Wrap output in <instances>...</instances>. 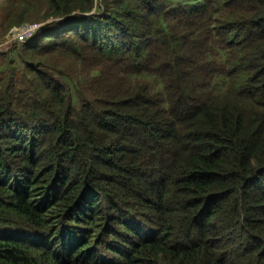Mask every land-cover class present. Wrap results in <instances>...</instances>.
Listing matches in <instances>:
<instances>
[{
  "label": "trees",
  "instance_id": "16d2710c",
  "mask_svg": "<svg viewBox=\"0 0 264 264\" xmlns=\"http://www.w3.org/2000/svg\"><path fill=\"white\" fill-rule=\"evenodd\" d=\"M38 1L0 54V264H264V0Z\"/></svg>",
  "mask_w": 264,
  "mask_h": 264
},
{
  "label": "rangeland",
  "instance_id": "374dc122",
  "mask_svg": "<svg viewBox=\"0 0 264 264\" xmlns=\"http://www.w3.org/2000/svg\"><path fill=\"white\" fill-rule=\"evenodd\" d=\"M98 0H95L97 2ZM170 2V5L175 8L178 5L186 6L187 4H194L197 1H203V0H168ZM224 0H217V5L223 3ZM17 3L20 6H26L28 7V14L26 15V20L23 24H43L46 25L47 23L52 22V19L45 20L43 18L45 11L41 5V2L38 0H17ZM5 8H11L7 3L6 0H0V43H6L7 39L5 38L8 32L4 31V28L6 25L3 23L7 20L6 18V12ZM14 27V26H13ZM12 27V28H13ZM22 46H16L14 45L12 48H10L7 52H0V54H5L7 59L10 61L11 59H15V55L17 54V51L20 50Z\"/></svg>",
  "mask_w": 264,
  "mask_h": 264
},
{
  "label": "built area",
  "instance_id": "2783aa9c",
  "mask_svg": "<svg viewBox=\"0 0 264 264\" xmlns=\"http://www.w3.org/2000/svg\"><path fill=\"white\" fill-rule=\"evenodd\" d=\"M43 24H22L14 26L6 35V43H0V52H7L16 44H28L35 36Z\"/></svg>",
  "mask_w": 264,
  "mask_h": 264
},
{
  "label": "water",
  "instance_id": "95a60500",
  "mask_svg": "<svg viewBox=\"0 0 264 264\" xmlns=\"http://www.w3.org/2000/svg\"><path fill=\"white\" fill-rule=\"evenodd\" d=\"M73 15H75V14H73ZM64 20V19H63ZM60 21H62V20H60Z\"/></svg>",
  "mask_w": 264,
  "mask_h": 264
}]
</instances>
